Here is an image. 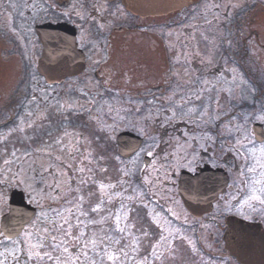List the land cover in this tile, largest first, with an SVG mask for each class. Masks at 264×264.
Instances as JSON below:
<instances>
[{
	"label": "flooded vegetation",
	"instance_id": "af4514ba",
	"mask_svg": "<svg viewBox=\"0 0 264 264\" xmlns=\"http://www.w3.org/2000/svg\"><path fill=\"white\" fill-rule=\"evenodd\" d=\"M203 1L166 16L146 17L131 11L130 0H0V81L15 70V83L19 82L20 89L8 92L9 97L16 98L9 108L21 110L31 97L38 96L31 84L37 78L43 83L40 89L43 94L61 88L60 94L67 92L94 99L88 113L99 117L104 109V121L110 125L112 102L120 99L126 123L141 124L152 130V141L131 129L117 134L112 143L111 130L102 133L89 115L57 114L56 117L74 128H79L76 123L85 122L95 133L91 136L106 147L105 153H101L105 157L113 153L127 162L142 155L148 144L151 146L148 153L154 152L158 164L168 155L167 186L171 194L190 224L217 229L216 241L222 242L225 254L230 257L224 244L229 225L239 226L238 236L241 226L264 236V205L258 201L244 204L253 186H264L254 183L264 180L257 163V159L264 163V158L257 151L254 159L249 151L264 144V121L257 118L264 115V68L257 66L256 58L257 52L262 56L259 61L264 59V8L254 2L231 15L226 12L223 24L204 28L205 40L199 45L207 57L180 59L175 41L176 16ZM66 30L71 37L75 34L77 49L84 55V72L77 77H51L58 82L49 84L39 67L44 64V55L45 64L64 62ZM162 30L169 33V41L161 37ZM183 46L190 50L186 43ZM83 81L94 83L93 88L65 90L66 84ZM2 93L0 90V97ZM20 98L23 101H18ZM17 103L18 107L14 105ZM191 110L194 115L178 118V111L184 114ZM54 113H47L45 119H51ZM124 134L142 140V146L130 159L119 155L117 140ZM208 136L212 139H207ZM244 136L249 139L244 140ZM42 140L44 148H52L53 140ZM148 153L143 154L146 167L154 162ZM250 167H256L257 171L249 172ZM43 177L44 173L36 171L37 180ZM133 180L144 193L141 178L136 175ZM183 184L189 209L184 206L179 191ZM15 191L23 193L27 205L36 209V219L40 213L22 187L11 188L7 212L0 218V225L9 213ZM107 202L104 217H108L112 208ZM97 204L100 201L94 199L89 204L90 212L83 210L85 216H90V222L99 220L95 212L91 213ZM133 209L143 220L144 207L134 205ZM73 220L74 214L72 223ZM73 225L80 226L73 227L78 232L81 219ZM238 244L240 252L250 255L260 252L264 257V241L253 239ZM231 259L240 264L237 259ZM262 263L264 259L257 258L254 264Z\"/></svg>",
	"mask_w": 264,
	"mask_h": 264
},
{
	"label": "rangeland",
	"instance_id": "374dc122",
	"mask_svg": "<svg viewBox=\"0 0 264 264\" xmlns=\"http://www.w3.org/2000/svg\"><path fill=\"white\" fill-rule=\"evenodd\" d=\"M254 2L264 8V0H204L189 11L177 15L175 41L178 58L184 60L207 57L199 45L205 40L204 28L223 24L226 12L231 15L234 10ZM262 21L264 22V19ZM168 34L162 30L161 37L169 41ZM183 43L190 47L189 51L188 48L184 49ZM261 57L256 52L257 66L264 68V59L259 61ZM14 71L10 72L6 80L0 81V90L3 92L0 97V194L3 195V200L0 201V218L7 212V196L10 189L22 187L31 197V202L40 210L36 221L26 230L32 231L35 228L36 232L42 234L41 225L46 219L61 220L56 215L57 212L64 213L71 223L74 214L72 225L81 219L80 230H83L86 236H94L97 239L103 237L104 246L115 250L121 257L120 264H235L225 254L222 242L216 241L219 238L217 229L190 224L185 211L171 194L167 186L170 181L167 172L170 167L168 155L158 164L152 151L154 162L144 166L143 154L151 152V146L148 144L144 147L142 155L127 162L113 153L112 156L105 157L101 153H105L103 149L106 147L101 146L102 143H98L95 137L91 136L95 133L85 122L76 123L79 128H74L65 125V121L56 117L57 114L89 115L90 121H96L102 133L111 130L112 143L117 134L131 129L137 134L146 135L152 141V130L141 124L126 123L122 117L123 105L120 99H114L112 102L110 125L104 121V109L99 117L88 113L94 99L82 95L71 96L67 92L60 94L61 88L50 89L43 94L40 90L43 83L35 78L31 84L32 90H36L38 96L31 97L21 110L12 109L9 106L16 98L9 97L8 92L20 89L19 82L15 83ZM93 84L88 81L68 83L65 90L92 89ZM56 92L58 95L54 94ZM14 105L18 107L19 103ZM47 113H54V116L45 119ZM183 113L178 111V118L194 115L192 110ZM82 130H87V133ZM42 139L53 140L52 148H44ZM13 152L16 153L15 156L12 155ZM44 156L45 158H41ZM6 160L11 163L5 164ZM36 171L44 173V177L37 180ZM136 175L143 182L144 193L137 188L133 180ZM19 179L26 183L17 186L16 180ZM28 184L32 187L28 188ZM55 185L58 187H49ZM101 185L104 187L101 188ZM126 185L129 186L128 189ZM57 193L60 198H57ZM80 196L84 198L82 209L78 207ZM94 199L100 203L103 201L101 211L95 212L97 217L99 216L96 223L90 222L88 214H80L84 209H87V213L90 212L89 204ZM106 200H109L107 204L112 207L108 217H104ZM134 205L144 207L149 227L144 228L141 217L138 218V214L132 210ZM68 209L72 210L70 215L66 211ZM117 217L122 232L116 230ZM107 224L108 228H105ZM72 231L76 232L73 229ZM108 237H111V240ZM33 239L35 240V236ZM117 240L119 244L116 243ZM124 252L128 253L127 256Z\"/></svg>",
	"mask_w": 264,
	"mask_h": 264
},
{
	"label": "snow or ice",
	"instance_id": "6c2138e0",
	"mask_svg": "<svg viewBox=\"0 0 264 264\" xmlns=\"http://www.w3.org/2000/svg\"><path fill=\"white\" fill-rule=\"evenodd\" d=\"M219 103V101H217ZM175 115V113H173ZM258 119L264 121V115L258 116ZM207 139L211 140L212 137L208 136ZM247 136H244V140H248ZM60 141H58L59 143ZM241 146H243L242 142ZM250 154L256 159V152L258 151L261 158H264V144L259 149H250ZM152 155L151 153H148ZM16 155L15 152L12 153ZM11 161L6 160L5 164H10ZM257 163L260 164V176L264 177V163L257 159ZM191 170V161L188 162ZM20 170L18 169V172ZM256 167H250L249 172H256ZM127 175V173H125ZM23 179L16 180L17 186L25 184ZM255 184L264 185V180H256ZM28 188L32 185L28 184ZM51 187H58L49 186ZM104 186L101 185V188ZM109 187H114L109 185ZM57 198L59 193H57ZM3 200V195L0 194V201ZM83 196L78 197V207L82 209ZM250 201H258L264 205V186L251 188V194L244 200V204H249ZM101 201L91 209L93 212L101 211ZM69 215L71 209L66 210ZM81 215H84L81 210ZM56 215L61 220L50 219L45 220L42 225L41 232H36L35 228L32 231L23 230L24 235L20 236L19 232L15 228L7 230L0 229V264H120L121 257L117 255L115 250H110L108 246H104V238L97 239L94 236H86L83 230L73 232V227H77L71 224L70 220L64 213L57 212ZM46 216V214H45ZM119 218H116L117 231L122 232L123 229L119 227ZM35 236V240L33 237ZM111 240V237H108ZM119 244V241H116ZM123 251V248H121ZM127 252L124 255L127 256Z\"/></svg>",
	"mask_w": 264,
	"mask_h": 264
},
{
	"label": "water",
	"instance_id": "95a60500",
	"mask_svg": "<svg viewBox=\"0 0 264 264\" xmlns=\"http://www.w3.org/2000/svg\"><path fill=\"white\" fill-rule=\"evenodd\" d=\"M132 2L131 11L135 15L148 16H166L171 13L187 8L189 5L194 3L196 0H130ZM67 30L65 31V60L60 65H48L45 64L46 58L44 55V64H40L39 72L46 78L47 83L53 84L58 82L55 78H70L77 77L84 72V55L81 51H78L75 34L71 37L68 35ZM117 146L120 157L124 159H130L135 153L138 152L142 146V140L134 138L130 135H121L117 140ZM180 195L182 202L186 208L189 209L186 199V191L184 184L180 187ZM192 208V207H191ZM193 209V208H192ZM196 210V209H195ZM37 216V211L33 207L27 205L25 202L24 194L20 192H13L10 200L9 213L3 218L1 222V229L7 230L15 228L21 230L20 236L23 230L30 225ZM238 225H229L228 231L224 237L225 250L230 254L232 258L238 260L240 264H254L258 259H264L260 256V252L257 254L250 255L248 253H242L239 251L238 243H249L253 239L264 241V236L261 234H255L252 231L247 230L241 226L240 235L238 236ZM257 255V256H255ZM264 264V263H262Z\"/></svg>",
	"mask_w": 264,
	"mask_h": 264
},
{
	"label": "trees",
	"instance_id": "16d2710c",
	"mask_svg": "<svg viewBox=\"0 0 264 264\" xmlns=\"http://www.w3.org/2000/svg\"><path fill=\"white\" fill-rule=\"evenodd\" d=\"M140 209V208H139ZM141 210V209H140ZM142 212V217H143V220H142V225H144V228H145V226L146 227H149L150 225H149V221H148V219H147V217H146V210L144 209V210H142L141 211Z\"/></svg>",
	"mask_w": 264,
	"mask_h": 264
}]
</instances>
